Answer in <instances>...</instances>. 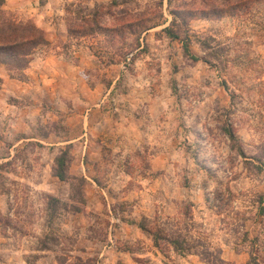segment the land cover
<instances>
[{
	"label": "rangeland",
	"instance_id": "obj_1",
	"mask_svg": "<svg viewBox=\"0 0 264 264\" xmlns=\"http://www.w3.org/2000/svg\"><path fill=\"white\" fill-rule=\"evenodd\" d=\"M8 15L44 31L34 55L83 66L59 68L64 78L43 93L23 83L27 68L0 64L14 77L7 91L26 95L0 91V264H101L117 249L121 223L110 231L103 195L81 175L80 142H69L83 133L76 112L103 104L142 114L148 140L176 151L178 207L157 199L163 211L139 220L163 254L203 264L264 256V0H5L0 19ZM75 91L82 97L70 98ZM99 148V169L125 166L114 148ZM143 155L132 153L125 172L147 174ZM18 241L25 255L16 263Z\"/></svg>",
	"mask_w": 264,
	"mask_h": 264
},
{
	"label": "crops",
	"instance_id": "obj_2",
	"mask_svg": "<svg viewBox=\"0 0 264 264\" xmlns=\"http://www.w3.org/2000/svg\"><path fill=\"white\" fill-rule=\"evenodd\" d=\"M40 55H34L27 67L28 79L23 83L30 85L37 82V85L42 87L43 93L45 92L46 83L52 84V81L57 82L59 79L64 78L63 75H60L59 68L66 67L76 70V68L80 69L83 66L80 61H78L79 64H74L64 55L51 54L45 57ZM36 70H38L37 73H35ZM30 74H33V76ZM0 76V91H4L10 96L12 93L7 91V85L14 80V77L4 72H1ZM80 83L85 86L89 84L82 79H80ZM89 89L91 97L96 98L102 87L100 85L99 88L98 84L93 89L91 87ZM50 91L54 94V100L57 101V104H64L66 99L62 96L63 92L54 86L51 87ZM77 94L79 95L77 96ZM81 94L75 91L70 98H81ZM14 96L24 98L26 95ZM76 113H79L78 120L81 123L83 133L69 142L76 140L80 142V149L82 150L79 160L81 175L86 180H90V184L93 187L95 186L103 195L106 210L109 213L108 216L111 217V214L115 213L120 216L122 221L119 231L116 233L117 249H110L102 253L100 255L101 264H203L195 254H175L171 256L163 254L154 244L153 239L140 226V218L145 217L151 220L163 211V208L157 205V199L161 200L163 198V202L172 209L175 206L178 207V185L172 182L176 173L175 171L173 173L170 167V165L175 164L171 160L176 156V151L173 152V148L170 147H163L161 140H158L157 143L156 141L152 142L150 137L148 140L146 126L140 122L143 117L140 113L135 114L131 110L122 112L118 108L113 109L105 104L100 108L93 110L90 108ZM110 120L113 122L108 124L107 122ZM95 130H97V135H92ZM92 136L95 137L92 138ZM104 144L114 148L118 154L120 153L117 158L121 159L125 166L133 164V159L130 157L132 153L134 154L138 149H144L142 157L148 161L149 167L146 169L148 173L139 174L132 171L127 173L124 170L125 166L115 167L111 170L108 168L102 171L98 168L104 164L99 159V145ZM145 148L153 150L146 151ZM113 161L115 162L111 161L113 164H117L115 159ZM165 164L168 170L164 172ZM164 189H166L168 197L163 194L162 190ZM163 207L166 210V205ZM11 242L12 245L15 243V241ZM17 244L18 247L11 248V257L16 263L24 259L25 255L20 241ZM39 252L43 253L40 260H46L49 257L45 253L46 249Z\"/></svg>",
	"mask_w": 264,
	"mask_h": 264
},
{
	"label": "trees",
	"instance_id": "obj_3",
	"mask_svg": "<svg viewBox=\"0 0 264 264\" xmlns=\"http://www.w3.org/2000/svg\"><path fill=\"white\" fill-rule=\"evenodd\" d=\"M5 0H0V8ZM46 42L44 31L34 22L18 21L12 15L0 19V64H6L12 71L24 70L27 68L36 52V50ZM1 81V79H0ZM232 138L235 137L232 129L227 130ZM60 178L65 179V174L58 172ZM156 244L163 236L156 235ZM179 247L184 244L177 241ZM221 261H224L221 258ZM211 264V260H208ZM250 264H264V256L256 252L252 257Z\"/></svg>",
	"mask_w": 264,
	"mask_h": 264
},
{
	"label": "built area",
	"instance_id": "obj_4",
	"mask_svg": "<svg viewBox=\"0 0 264 264\" xmlns=\"http://www.w3.org/2000/svg\"><path fill=\"white\" fill-rule=\"evenodd\" d=\"M134 55H135V51H130V52H128L126 54V56H125V58L123 60V63H122V68L123 69H127L128 68V66L131 64V61L134 58ZM110 92L111 91L109 89V91L107 92V95H109ZM120 223H121L120 216L115 214V213H112L111 217H110V231L112 232L113 230L117 229L118 226L120 225Z\"/></svg>",
	"mask_w": 264,
	"mask_h": 264
}]
</instances>
